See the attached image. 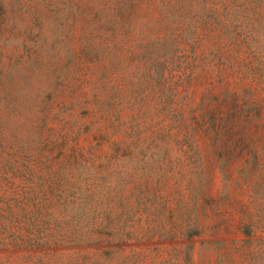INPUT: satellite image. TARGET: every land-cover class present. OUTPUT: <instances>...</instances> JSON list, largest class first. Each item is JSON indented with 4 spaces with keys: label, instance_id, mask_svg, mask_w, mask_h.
Listing matches in <instances>:
<instances>
[{
    "label": "rangeland",
    "instance_id": "obj_1",
    "mask_svg": "<svg viewBox=\"0 0 264 264\" xmlns=\"http://www.w3.org/2000/svg\"><path fill=\"white\" fill-rule=\"evenodd\" d=\"M0 264H264V0H0Z\"/></svg>",
    "mask_w": 264,
    "mask_h": 264
}]
</instances>
